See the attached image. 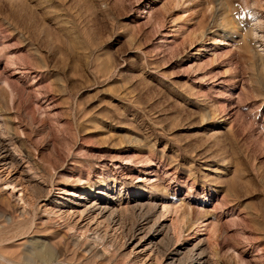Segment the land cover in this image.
I'll list each match as a JSON object with an SVG mask.
<instances>
[{
    "label": "rangeland",
    "instance_id": "obj_1",
    "mask_svg": "<svg viewBox=\"0 0 264 264\" xmlns=\"http://www.w3.org/2000/svg\"><path fill=\"white\" fill-rule=\"evenodd\" d=\"M5 151L0 264H264V0H0Z\"/></svg>",
    "mask_w": 264,
    "mask_h": 264
},
{
    "label": "bare ground",
    "instance_id": "obj_2",
    "mask_svg": "<svg viewBox=\"0 0 264 264\" xmlns=\"http://www.w3.org/2000/svg\"><path fill=\"white\" fill-rule=\"evenodd\" d=\"M253 15V14H252ZM251 15V16H252ZM252 18V17H251ZM253 22L255 23L254 25H255V32L256 33H254L255 35L257 34V32H258V30H259V28L261 29L262 28V26H261V23H262V20L260 19L259 21H257V20H255V17L253 18ZM261 55V54H260ZM6 150V149H5ZM2 157V156H1ZM0 162H4V163H6V165H10V164H13V165H15L14 163L16 162V160H15V158L12 156V155H10V154H8L7 153V151H5L4 153H3V157H2V159H1V161ZM7 186L10 188V189H12V190H14L15 189V187H16V184L15 183H13L12 181L10 182V183H8L7 184ZM9 190V189H8ZM74 196V197H73ZM72 197L73 198H71V200H69V202H68V207L69 208H77V209H79V208H83L84 210V212L86 211L87 213L88 212H99L100 213V215L101 214H109L110 216H113V215H115L116 213H117V206L114 204V203H112V202H110V199L107 197V198H99V199H96L93 203H90V200L87 198V199H85L84 197H83V194L82 195H78L77 193L75 194V195H73ZM121 196V195H120ZM70 199V198H69ZM80 200H84L83 202H81ZM21 201H24V199H21ZM133 202H137V199H133L132 200ZM134 204V203H133ZM138 206V205H137ZM148 206H149V204H148ZM156 206H155V204H153V205H150L148 208H150V209H154ZM56 208H58L59 210H61V208L60 207H58V206H56ZM181 208H182V206H181ZM156 209V208H155ZM144 209L143 208H141L140 209V211H143ZM147 212H148V210H147ZM98 213V214H99ZM153 214V213H152ZM160 224V223H159ZM158 224V225H159ZM160 227V226H159ZM201 244H198V245H196V249L195 250H197V251H199L200 250V248H201ZM173 263H175V262H173ZM202 264V263H201Z\"/></svg>",
    "mask_w": 264,
    "mask_h": 264
}]
</instances>
